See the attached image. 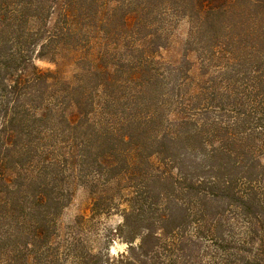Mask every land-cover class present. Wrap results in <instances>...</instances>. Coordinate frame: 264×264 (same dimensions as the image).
I'll return each mask as SVG.
<instances>
[{"label": "trees", "instance_id": "16d2710c", "mask_svg": "<svg viewBox=\"0 0 264 264\" xmlns=\"http://www.w3.org/2000/svg\"><path fill=\"white\" fill-rule=\"evenodd\" d=\"M180 21L198 79L159 55ZM78 184L123 217L103 264H264V0H0L6 264Z\"/></svg>", "mask_w": 264, "mask_h": 264}, {"label": "rangeland", "instance_id": "374dc122", "mask_svg": "<svg viewBox=\"0 0 264 264\" xmlns=\"http://www.w3.org/2000/svg\"><path fill=\"white\" fill-rule=\"evenodd\" d=\"M188 34V23L186 21L177 23L169 35L167 45L160 49L159 55L163 61L174 66L186 63L191 68L190 73L198 79L200 60L195 51L187 50ZM35 63L43 69L56 67L49 60L38 57ZM74 189L72 200L58 217L51 249L34 248L27 253L25 264H84V260L86 264L95 262L103 264L106 261L110 263L109 259L128 250L126 234L121 230L123 223L121 213L115 210L110 212L94 210L92 202L95 194L90 185L78 184ZM97 193L100 191L97 190ZM16 230L21 231L18 228ZM0 232H2L1 228ZM139 240V237L136 238L135 243ZM18 242L23 245V240ZM8 248L7 245L0 247V264L9 261L6 252ZM166 261L168 264L196 262L195 258L190 262H179L180 260H175V257L170 259L167 257Z\"/></svg>", "mask_w": 264, "mask_h": 264}]
</instances>
